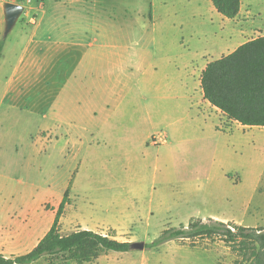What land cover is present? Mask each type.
Masks as SVG:
<instances>
[{"label": "rangeland", "instance_id": "374dc122", "mask_svg": "<svg viewBox=\"0 0 264 264\" xmlns=\"http://www.w3.org/2000/svg\"><path fill=\"white\" fill-rule=\"evenodd\" d=\"M95 7L98 19L112 20L99 21L104 28L124 29L142 46L153 40L150 48L173 60L180 59L182 48H237L264 35V0H241L234 20L218 14L210 0H99ZM19 27L20 21L5 39L9 61ZM163 71V79L175 75L170 66ZM165 95L146 103L154 124L145 123L143 102H128L136 107L137 126L131 132L108 129L92 138L64 126L48 137L38 133L37 121L17 116L8 130L0 129V142L15 145L0 150L8 152L0 159V233L11 228L1 213L6 205L28 206L31 217L29 241L12 247L2 238L0 255L30 251L49 230L67 188L61 235L87 229L147 244L165 229L197 218L264 227V129L241 130L224 117L203 116L196 103L175 91ZM190 243L105 252L88 264H246L217 238ZM32 264L77 263L57 256Z\"/></svg>", "mask_w": 264, "mask_h": 264}, {"label": "crops", "instance_id": "0c3cea01", "mask_svg": "<svg viewBox=\"0 0 264 264\" xmlns=\"http://www.w3.org/2000/svg\"><path fill=\"white\" fill-rule=\"evenodd\" d=\"M4 3L17 4L16 0H0V40L5 25ZM98 3L99 0H25L13 40V59H5L3 50L0 60V129L8 130V123L17 116L37 121L38 133H48V137L64 126L88 132L92 138L108 129L131 132L137 126L136 107L128 102H143L145 123L154 124L156 117L146 103L162 99L168 91L196 103L203 116L226 118L203 98L200 76L209 62L236 48H182L180 59L173 60L166 53L160 55L157 48H150L153 40L142 46L124 29L104 28L99 21L112 20L107 16L97 18ZM241 11L240 6L238 15ZM149 22L154 24L153 14ZM169 66L175 75L163 79V69ZM110 102L115 105L108 106ZM228 122L241 130L261 128ZM9 144L0 142V150ZM13 148L11 144L6 150ZM7 154L0 151V159ZM6 206L1 213L11 228L0 233V239L12 247L27 243L31 219L28 206Z\"/></svg>", "mask_w": 264, "mask_h": 264}, {"label": "trees", "instance_id": "16d2710c", "mask_svg": "<svg viewBox=\"0 0 264 264\" xmlns=\"http://www.w3.org/2000/svg\"><path fill=\"white\" fill-rule=\"evenodd\" d=\"M218 14L232 20L240 11L241 0H210ZM24 4L25 0H16ZM6 38L0 40V60ZM203 98L230 121L243 126L264 128V35L251 39L232 53L209 62L200 76ZM69 188L46 234L27 253L0 255V264H32L44 257L64 256L77 264H88L105 252L128 253L130 242L119 241L92 230L79 229L68 235L59 232V221ZM221 240L246 264H264V227H244L213 219H192L188 225L168 228L145 248H157L170 241Z\"/></svg>", "mask_w": 264, "mask_h": 264}, {"label": "water", "instance_id": "95a60500", "mask_svg": "<svg viewBox=\"0 0 264 264\" xmlns=\"http://www.w3.org/2000/svg\"><path fill=\"white\" fill-rule=\"evenodd\" d=\"M24 12V6L14 3H4L3 13H4V31L2 38H6L12 31L16 22ZM132 251H142L145 249L144 242H133L130 246Z\"/></svg>", "mask_w": 264, "mask_h": 264}]
</instances>
